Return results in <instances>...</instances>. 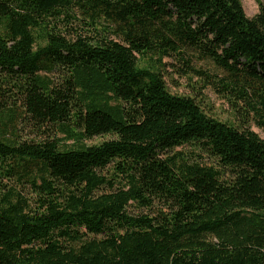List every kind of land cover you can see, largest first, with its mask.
<instances>
[{
  "label": "trees",
  "instance_id": "obj_1",
  "mask_svg": "<svg viewBox=\"0 0 264 264\" xmlns=\"http://www.w3.org/2000/svg\"><path fill=\"white\" fill-rule=\"evenodd\" d=\"M252 124L262 3L0 0V264H264Z\"/></svg>",
  "mask_w": 264,
  "mask_h": 264
},
{
  "label": "rangeland",
  "instance_id": "obj_2",
  "mask_svg": "<svg viewBox=\"0 0 264 264\" xmlns=\"http://www.w3.org/2000/svg\"><path fill=\"white\" fill-rule=\"evenodd\" d=\"M240 1L248 17H252L258 12L259 3L264 4V0H240ZM180 82H181V85L179 87L173 86L171 82H168L169 89L173 92L187 93L186 87L184 86V83H183L184 80H180ZM204 93H205L204 95L206 96L208 103L210 104L208 108L206 107L207 111L211 112L212 115H214L216 118L223 120V121L229 120L232 117L229 107L222 99L214 95V93H212L209 90H206ZM251 129L255 131L260 137L264 138V133L261 131V129L256 127L254 124L251 125ZM105 138H107V136L95 137L90 141H86V143L87 144L98 143ZM67 143L70 144L71 141H67ZM23 192L25 193V191Z\"/></svg>",
  "mask_w": 264,
  "mask_h": 264
}]
</instances>
